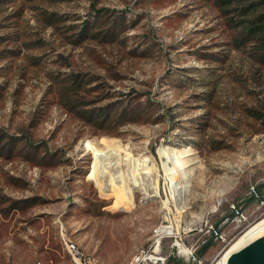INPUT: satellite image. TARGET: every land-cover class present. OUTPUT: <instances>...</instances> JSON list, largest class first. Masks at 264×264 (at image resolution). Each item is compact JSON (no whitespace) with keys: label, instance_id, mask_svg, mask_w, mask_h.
I'll use <instances>...</instances> for the list:
<instances>
[{"label":"rangeland","instance_id":"374dc122","mask_svg":"<svg viewBox=\"0 0 264 264\" xmlns=\"http://www.w3.org/2000/svg\"><path fill=\"white\" fill-rule=\"evenodd\" d=\"M221 7L0 0V264H72L67 241L91 264H215L224 244L202 241L232 205V242L264 217V66Z\"/></svg>","mask_w":264,"mask_h":264},{"label":"trees","instance_id":"16d2710c","mask_svg":"<svg viewBox=\"0 0 264 264\" xmlns=\"http://www.w3.org/2000/svg\"><path fill=\"white\" fill-rule=\"evenodd\" d=\"M217 3L227 15L230 8L237 11L236 17L241 19L233 22L238 31L234 43L252 46L254 56L264 66V0H217ZM254 116L264 124V116L257 112Z\"/></svg>","mask_w":264,"mask_h":264},{"label":"bare ground","instance_id":"6f19581e","mask_svg":"<svg viewBox=\"0 0 264 264\" xmlns=\"http://www.w3.org/2000/svg\"><path fill=\"white\" fill-rule=\"evenodd\" d=\"M187 150H188V148H185V151H187ZM95 153L100 154V156H98V158H99L98 163L99 164H100V161H103V162H105L106 165H108L113 160V155L111 153L103 154L100 151L98 152L96 150H95ZM168 156H169V153L164 151V153H163L164 164L163 165L166 167V168L164 167V170H165V173L167 174V176L169 178L170 192H173V194H174V191H177V193L179 194V192H178L179 189L184 188L183 186L178 187V184L180 185V184L184 183V180L182 178L183 174H184V169L182 168L183 164H180L179 166H177L174 161L168 159ZM128 160H129L128 161V167H130L129 173L131 174L130 175L131 177L128 175L130 177L129 178V185H132L135 187V186H138L141 184L140 179H139L140 177H139V175H137L134 160H131V159H128ZM148 196L150 197L151 195H148ZM262 236H264V217L260 218L259 220L255 221L253 224L249 225L241 234H239L234 239V241L231 242V244L224 251V253L220 256V258L218 259V262L216 264H226V260L230 254H232L233 252H236L237 250H239L243 246L247 245L248 243H250L253 240H255L259 237H262ZM69 245H71V246H68L69 251H71V252L75 251L77 253L75 245L73 243H70ZM156 246L158 247V242H157ZM71 247H72V249H71ZM150 260H156V259L154 256H152V257H150Z\"/></svg>","mask_w":264,"mask_h":264},{"label":"built area","instance_id":"2783aa9c","mask_svg":"<svg viewBox=\"0 0 264 264\" xmlns=\"http://www.w3.org/2000/svg\"><path fill=\"white\" fill-rule=\"evenodd\" d=\"M230 215L231 218L230 220H227L223 223L222 226H216V227H210L208 230H206V234L207 237L205 238V240H203L202 242H206V239L209 238L210 240H212L213 242H220L221 244H224L223 248L221 249V251L217 254L215 259H219L220 255L225 251L226 247H227V243L226 242H232L229 238V234L228 232H226L225 227L227 226V223H230L229 226L232 227V229H234V231H236L238 228H240L246 221L247 218L244 215L243 209L242 208H236L234 205L231 206V211H230ZM198 233H203V230L200 229ZM240 233V231L238 232ZM157 239L155 242H158V246H159V242L162 239H168L171 237H174L172 230L170 227L168 226H161L158 228V232L155 234V236ZM230 240V241H229ZM67 246H71L69 245L68 241H67ZM72 249V247H71ZM156 249V246H155ZM155 249L153 251L154 254H157L158 252H155ZM190 256L192 257V259L196 262V259H194L193 254L189 253ZM154 256L156 260H150V257ZM146 256L142 257L140 254V257L138 260H131L130 264H165L166 263V259L165 257L162 256H155V255H150L149 257L145 258ZM149 261L148 263H145V261ZM72 264H91L90 261L86 260V254H77L74 251V262H72ZM216 264V263H215Z\"/></svg>","mask_w":264,"mask_h":264},{"label":"water","instance_id":"95a60500","mask_svg":"<svg viewBox=\"0 0 264 264\" xmlns=\"http://www.w3.org/2000/svg\"><path fill=\"white\" fill-rule=\"evenodd\" d=\"M226 264H264V236L230 254Z\"/></svg>","mask_w":264,"mask_h":264},{"label":"crops","instance_id":"0c3cea01","mask_svg":"<svg viewBox=\"0 0 264 264\" xmlns=\"http://www.w3.org/2000/svg\"><path fill=\"white\" fill-rule=\"evenodd\" d=\"M173 257H174L173 254L169 255L167 261H168L169 263L173 262Z\"/></svg>","mask_w":264,"mask_h":264}]
</instances>
